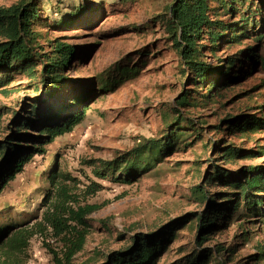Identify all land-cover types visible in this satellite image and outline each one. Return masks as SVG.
<instances>
[{
    "label": "rangeland",
    "instance_id": "obj_1",
    "mask_svg": "<svg viewBox=\"0 0 264 264\" xmlns=\"http://www.w3.org/2000/svg\"><path fill=\"white\" fill-rule=\"evenodd\" d=\"M20 1L0 0V7ZM38 1L44 21L37 28L43 36L41 44L59 40L77 50L67 69L68 82L49 104L56 107L75 95L92 94V100L84 121L71 134L49 145L47 153L37 156L0 195V228L10 224L32 228L41 221L40 206L50 187L48 175L58 165L79 181L75 193L83 204L101 206L88 217L86 242L71 264H103L109 255L133 245L138 234H157L170 223L201 211L191 202V189L202 182L207 168L214 163V144L264 153V129L242 133L239 127L231 128L226 122L236 117L243 121L264 119V24L248 25L247 38L241 45L217 53L226 61L240 55L235 69L242 73L216 98L205 102L201 97L205 91L197 92L182 78L179 55L160 22L174 0ZM242 16L240 12L223 19L243 24L246 16ZM64 20L70 24L62 25ZM250 48L258 61H248L241 54ZM206 56L208 62L218 64L210 53ZM127 58L131 60L130 67L144 64L141 73L118 86L112 81L115 86L110 83L103 93V74ZM31 85L29 79L17 74L9 78L0 75V140L10 134L12 123L25 116L27 103L36 97ZM186 89H190L194 100L189 106H180ZM95 96L99 97L94 100ZM179 123L186 130L179 145L147 172L138 173L130 182L117 180L126 174L123 169L112 174L109 171L105 179L95 174L101 161L121 160L147 141H162L167 130ZM261 164L264 154L232 159L225 168L237 173L244 167ZM92 182L98 183L101 190L87 197L83 191ZM244 213L241 207L235 222L207 244L236 249L234 254L221 253L222 264H255L250 258L261 247L264 251V213L253 219L239 216ZM184 225L171 242L164 240L163 252L154 255L149 264H183L194 253L195 223L188 219ZM64 245L48 230L47 236H34L27 257L20 255V261L56 264L54 253L63 259ZM209 264L219 263L212 260Z\"/></svg>",
    "mask_w": 264,
    "mask_h": 264
},
{
    "label": "trees",
    "instance_id": "obj_2",
    "mask_svg": "<svg viewBox=\"0 0 264 264\" xmlns=\"http://www.w3.org/2000/svg\"><path fill=\"white\" fill-rule=\"evenodd\" d=\"M39 8L38 0H21L9 7H0V75L4 78L16 74L26 77L32 82L36 95L31 103H27L29 107L25 109V116L17 117L11 125L10 134L0 140V195L37 156L47 153L49 145L71 134L84 121L92 100V94L75 95L72 99L60 100L56 107L49 104L68 82L67 69L77 50L59 40L41 44L43 36L37 28L44 21ZM240 12L242 17L246 16L243 24L223 19L224 16L231 17ZM160 22L179 55L182 78L187 86L197 92L204 90L201 97L208 102L242 73V70L235 69L240 55L226 61L218 58L217 53L241 45L247 38L248 25L259 24L263 27L264 0H174ZM69 24L66 20L62 23ZM262 38H257L258 42ZM207 53L218 61L217 65L208 62ZM241 54H245L248 61H258L253 48L245 49ZM225 62L226 66L222 65ZM130 63L131 60L127 58L110 67L103 74L104 80L101 82L104 86L101 91H107L112 81L118 86L138 76L144 64L130 67ZM192 100L190 89H186L179 105L189 106ZM226 122L231 128L234 125L239 127L242 133L264 129V119L261 118L243 121L241 117H236ZM185 131L179 123L172 130H167L162 141H147L121 160L101 161L94 172L105 179L109 171L112 174L123 169L126 174L117 180L130 182L132 177L147 172L153 163L161 162L166 153L172 152ZM212 150L216 152L214 163L207 168L202 182L191 189V202L201 211L170 223L157 234H138L133 245L109 255L103 264H149L154 255L163 252L166 247L164 240L171 242L188 219L196 226V249L183 264H209L212 260L222 264L220 255L223 251L236 252V249H223V245L212 248L207 244L235 222V214L241 207L245 213L239 216L250 219L264 213V164L244 167L237 173L227 172L225 165L232 159L254 158L264 153L221 146L219 143L214 144ZM87 164L93 165L94 162ZM48 182L50 187L40 206L41 221H37L32 228L15 224L0 228V259L4 258L5 262L0 264H22L24 260L20 261V255L26 256L34 236H47L48 230L60 243L65 244L63 259L53 252L56 264H71L75 255L82 251L88 234V217L101 206L83 204L75 193L79 181L58 165L48 175ZM216 189L229 191L216 192ZM100 190V185L92 182L83 192L88 197ZM157 236L161 237L159 241L156 240ZM250 260L260 264L264 260L263 248Z\"/></svg>",
    "mask_w": 264,
    "mask_h": 264
}]
</instances>
